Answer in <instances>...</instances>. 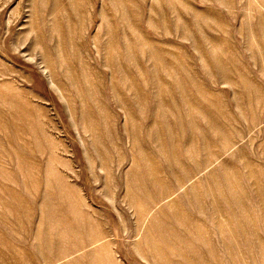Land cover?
Returning <instances> with one entry per match:
<instances>
[{
    "label": "rangeland",
    "instance_id": "1",
    "mask_svg": "<svg viewBox=\"0 0 264 264\" xmlns=\"http://www.w3.org/2000/svg\"><path fill=\"white\" fill-rule=\"evenodd\" d=\"M0 264H264V0H0Z\"/></svg>",
    "mask_w": 264,
    "mask_h": 264
}]
</instances>
